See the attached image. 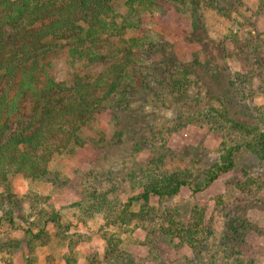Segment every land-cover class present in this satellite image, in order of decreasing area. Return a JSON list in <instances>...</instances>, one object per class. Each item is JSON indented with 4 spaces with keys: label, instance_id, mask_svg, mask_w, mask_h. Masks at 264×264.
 Masks as SVG:
<instances>
[{
    "label": "rangeland",
    "instance_id": "374dc122",
    "mask_svg": "<svg viewBox=\"0 0 264 264\" xmlns=\"http://www.w3.org/2000/svg\"><path fill=\"white\" fill-rule=\"evenodd\" d=\"M208 1L193 13L190 4L146 0L126 13L125 0H113L138 28L106 37L95 49L101 58L71 55L65 41L43 51L38 78L69 86L121 62L135 38L146 86L118 105L102 102L42 175L0 181V264H264V158L246 145L264 132V0H219L222 10ZM196 59L210 70L193 68ZM8 81L0 75L10 98L18 78ZM31 99H18L12 128L29 119ZM228 149L231 168L204 186ZM171 173L189 185L126 208L151 177Z\"/></svg>",
    "mask_w": 264,
    "mask_h": 264
},
{
    "label": "trees",
    "instance_id": "16d2710c",
    "mask_svg": "<svg viewBox=\"0 0 264 264\" xmlns=\"http://www.w3.org/2000/svg\"><path fill=\"white\" fill-rule=\"evenodd\" d=\"M145 1L125 0L126 13L134 12L136 5ZM174 1L181 2L182 6L190 4L192 12L200 4V0ZM218 1L209 0L208 4L222 10ZM0 6L4 12L10 10L0 17L1 27H11L9 31L0 32V75L8 78L9 86L15 76L18 78L10 98L8 87L0 93V181H4L11 173L42 175L41 167L51 156L79 142L78 128L89 120L92 112L103 108L102 102L118 105L144 89L146 83L144 70L133 63L135 38H130L126 44L123 60L110 64L93 80L78 78L73 85L67 86L62 81L38 78L40 55L50 46H56L57 41H65L71 55L96 60L101 56L95 49L106 37L121 36L125 30L138 28L132 17L115 11L113 0H0ZM25 16L30 18L29 24L40 21L39 26L30 28L32 25L22 23ZM193 26L194 30L198 29V24ZM196 40L204 47L212 43L208 37ZM207 63L196 59L192 66L198 70L205 67L209 71ZM213 77L217 84L221 81L219 75ZM98 90H102L101 93ZM26 95L32 98L29 119L12 128L9 123L11 112L17 108L18 99ZM226 119L238 130L248 129L229 117ZM246 145L259 158H264V132L259 133L254 143ZM231 155L232 151L228 149L222 164L207 172L204 186L231 168ZM185 185H189V181L175 173L151 177L143 191L131 197L125 206L128 208L137 198L147 202L150 195L171 197ZM7 218L13 222L12 217Z\"/></svg>",
    "mask_w": 264,
    "mask_h": 264
}]
</instances>
